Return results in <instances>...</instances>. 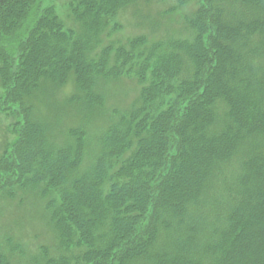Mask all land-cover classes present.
<instances>
[{"label":"trees","instance_id":"obj_1","mask_svg":"<svg viewBox=\"0 0 264 264\" xmlns=\"http://www.w3.org/2000/svg\"><path fill=\"white\" fill-rule=\"evenodd\" d=\"M63 7L0 0V264H264V0Z\"/></svg>","mask_w":264,"mask_h":264},{"label":"rangeland","instance_id":"obj_2","mask_svg":"<svg viewBox=\"0 0 264 264\" xmlns=\"http://www.w3.org/2000/svg\"><path fill=\"white\" fill-rule=\"evenodd\" d=\"M64 1L65 0H56V5H57V8H58V10H59V12L61 13V12H65V10H64V7H63V4H64ZM125 18H127V19H130L129 17H125ZM170 20H173L175 23L173 24V26L177 23V24H179L180 23V21H179V17L178 16H176L174 13L172 14V16H170ZM125 21V23L126 24H123V28H124V31H123V33L124 34H127V33H129V31H131L133 28H132V25H131V21L130 20H124ZM164 21H166L165 23H170L169 21H168V19H165ZM164 21L161 23L163 26H164ZM16 136V135H15ZM9 138H10V141L11 140H14V136H12L11 135V132L9 133ZM31 226V225H30ZM35 229V228H34ZM29 240H30V242L32 243V245H31V247L29 248V251H31V252H33V251H35V247H34V245H35V243H36V241L38 240V239H33V237L32 238H29Z\"/></svg>","mask_w":264,"mask_h":264}]
</instances>
